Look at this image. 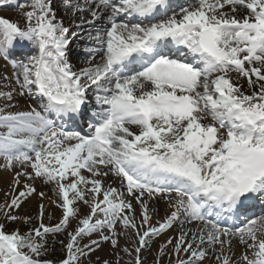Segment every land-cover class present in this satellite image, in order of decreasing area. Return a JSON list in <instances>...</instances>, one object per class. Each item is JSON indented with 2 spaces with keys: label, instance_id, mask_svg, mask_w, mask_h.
<instances>
[{
  "label": "snow or ice",
  "instance_id": "1",
  "mask_svg": "<svg viewBox=\"0 0 264 264\" xmlns=\"http://www.w3.org/2000/svg\"><path fill=\"white\" fill-rule=\"evenodd\" d=\"M28 7L0 17V264H144L174 228L153 264H264V0Z\"/></svg>",
  "mask_w": 264,
  "mask_h": 264
},
{
  "label": "rangeland",
  "instance_id": "2",
  "mask_svg": "<svg viewBox=\"0 0 264 264\" xmlns=\"http://www.w3.org/2000/svg\"><path fill=\"white\" fill-rule=\"evenodd\" d=\"M28 0H25V2H22V4H19L20 6L17 7L18 9L16 10H7L4 9V5H0V17H4L7 18L9 20L12 21H20L21 23H23L22 20V13L26 12L29 10L28 4L27 3ZM30 1V0H29ZM74 51H76V49L74 48ZM83 56L79 55L77 56V58L75 59L76 61H82ZM4 61L0 60V73H4L5 68L3 67L4 65ZM80 66H82V64L80 63L77 68H79ZM4 82L3 80H0V86H4ZM25 99L24 98H19V105L21 107L25 106L26 102H24ZM0 164H2V161H0ZM11 179V176L9 173L7 172H3L0 171V203H4L5 198H6V193L8 192V181ZM37 189L38 191L43 190V191H48V189L46 187H43L40 184H37ZM49 196H52L51 192H48ZM42 202L45 204V206L48 208V211L52 214V219L49 220L47 218V215L45 217V223L46 224H51L54 225L56 223H58L61 212L59 209H57L55 207V205L51 204L48 200H44V201H39L38 198L33 197L31 200H29L28 202H26L24 205H22L21 209L19 210L18 214L23 216V215H30L32 217H35L37 214V203ZM159 208V215L154 217L155 219H159L162 218L165 215V208L166 205L163 201L158 202V204L156 205ZM83 212H87V207L84 206L82 208ZM137 212H139V207L137 206ZM12 225H10L11 227ZM21 230H25L23 226H21ZM71 230V229H69ZM176 232V229H172L170 230V232L164 236H161L160 238H156L155 241L152 244V250L150 252L146 251L143 252V257H144V264H153L154 260L157 258L156 257V250H157V246L162 244L163 241L167 238L168 235H175L174 233ZM60 239H63V235H61L59 237ZM95 238V237H93ZM163 238V239H162ZM84 243H87V240L84 241ZM121 246H124L125 244V240L121 239ZM170 251V249H169ZM115 252V254H114ZM52 254H59L60 256H62V253L59 251V245H57V251H55ZM97 257H99V260H97ZM92 264H100V262H102L103 260H108L110 262V264H128V262L130 261V257L128 255H126L125 253H123L122 251H120L119 249L113 250L110 246V244L108 243H104L101 248L96 251L95 253H93L90 257ZM212 261V260H210ZM85 264H88L87 261H85ZM162 264H169V258L167 256L162 258ZM213 264V261L212 263Z\"/></svg>",
  "mask_w": 264,
  "mask_h": 264
},
{
  "label": "bare ground",
  "instance_id": "3",
  "mask_svg": "<svg viewBox=\"0 0 264 264\" xmlns=\"http://www.w3.org/2000/svg\"><path fill=\"white\" fill-rule=\"evenodd\" d=\"M16 1H19V0H16ZM22 2H25V0H21L20 2H17V5L18 4H22ZM30 3V1L28 0L27 1V3ZM58 15H60L59 13H58ZM73 30H75V29H73ZM77 52V50L76 51H74V53H76ZM80 55H82V54H80ZM77 58V55L76 54H74L72 57H71V62L77 67L80 63H81V61H76L75 59ZM4 73H5V75H8V74H10L11 73V68L9 67L8 69H5L4 70ZM6 84V81L4 82V85ZM246 86V85H245ZM25 99V98H24ZM24 102H26V99H25V101ZM73 127H75V126H73ZM132 130L133 131H137V129L135 128V126H133L132 127ZM86 175H87V173H85ZM112 182V180L111 179H109L108 181H107V183H111ZM158 207V206H157ZM174 234H176V232L174 233ZM163 239V238H162ZM236 252L237 253H239L240 252V249L239 248H237L236 249ZM212 263V261H210V260H206L205 261V264H211Z\"/></svg>",
  "mask_w": 264,
  "mask_h": 264
},
{
  "label": "trees",
  "instance_id": "4",
  "mask_svg": "<svg viewBox=\"0 0 264 264\" xmlns=\"http://www.w3.org/2000/svg\"><path fill=\"white\" fill-rule=\"evenodd\" d=\"M60 255L59 254H51V257L50 258H59Z\"/></svg>",
  "mask_w": 264,
  "mask_h": 264
}]
</instances>
